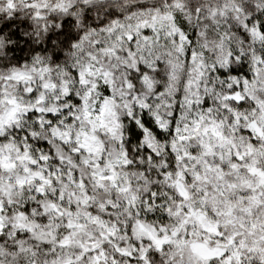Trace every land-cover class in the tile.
<instances>
[{
	"label": "snow or ice",
	"instance_id": "obj_1",
	"mask_svg": "<svg viewBox=\"0 0 264 264\" xmlns=\"http://www.w3.org/2000/svg\"><path fill=\"white\" fill-rule=\"evenodd\" d=\"M22 14L64 39L0 65V264H264V0Z\"/></svg>",
	"mask_w": 264,
	"mask_h": 264
},
{
	"label": "clouds",
	"instance_id": "obj_2",
	"mask_svg": "<svg viewBox=\"0 0 264 264\" xmlns=\"http://www.w3.org/2000/svg\"><path fill=\"white\" fill-rule=\"evenodd\" d=\"M105 3H111L113 5L122 3L128 6L134 7L141 4H152L155 0H102ZM198 2V0H197ZM244 3H255L256 0H243ZM21 23L13 22L9 20L7 16L0 18V38L5 39V44L0 47V65L7 63L8 61L17 60L16 57L20 55V49L23 48V56L25 57L21 64L27 63L30 59V49L38 48L40 51L36 52L35 55H43L51 58L53 56L54 50H59V41L63 40V36H59L64 27L63 20L60 21H50V26L55 25V31L45 33L42 37L36 36L35 28L28 27V25L21 26L22 22L25 20V16H21L15 19ZM31 21H29V24ZM19 29V32H17ZM74 30V29H73ZM10 37V39H9ZM131 137V132L126 134Z\"/></svg>",
	"mask_w": 264,
	"mask_h": 264
},
{
	"label": "trees",
	"instance_id": "obj_3",
	"mask_svg": "<svg viewBox=\"0 0 264 264\" xmlns=\"http://www.w3.org/2000/svg\"><path fill=\"white\" fill-rule=\"evenodd\" d=\"M13 22L21 23L20 21H16L15 19L13 20ZM23 25H26V24L22 22L21 26H23ZM17 32H19V29H17ZM23 52H24V49L21 48V49H20V53H21V54L18 55V56L16 57V59H17L18 61H20V62H22L23 59L25 58V57L23 56Z\"/></svg>",
	"mask_w": 264,
	"mask_h": 264
}]
</instances>
